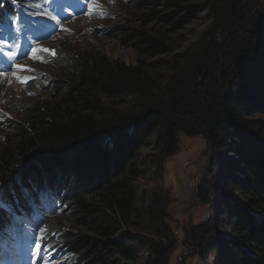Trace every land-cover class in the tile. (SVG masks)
Returning a JSON list of instances; mask_svg holds the SVG:
<instances>
[{
  "label": "trees",
  "instance_id": "trees-1",
  "mask_svg": "<svg viewBox=\"0 0 264 264\" xmlns=\"http://www.w3.org/2000/svg\"><path fill=\"white\" fill-rule=\"evenodd\" d=\"M249 1L134 0L156 22L121 36L139 54L136 63L84 48L51 56L56 92L19 102L24 115L6 117L0 133L8 205L0 230L6 212L33 215L40 234L50 217L70 215L84 232L69 240L79 254L64 258L67 264H170L178 244L169 224L172 198L162 186L140 196L142 150L153 143L158 151L162 184L179 134L203 135L213 166L225 163L224 191L239 194H222L218 205L227 211L233 248L226 262L264 264V8L252 11ZM13 8L0 0V16ZM202 11L211 20L203 36L170 60L153 61L172 52L169 32ZM116 98L125 100L115 105ZM198 194L207 204V192ZM49 204L53 211L37 220ZM196 230L214 234L212 247L222 250L218 229Z\"/></svg>",
  "mask_w": 264,
  "mask_h": 264
},
{
  "label": "rangeland",
  "instance_id": "rangeland-1",
  "mask_svg": "<svg viewBox=\"0 0 264 264\" xmlns=\"http://www.w3.org/2000/svg\"><path fill=\"white\" fill-rule=\"evenodd\" d=\"M249 3L252 11L264 8L262 5L264 0H250ZM146 13V9L136 5L134 0H88L82 12L71 16L54 33L49 32L51 35L35 43L25 57H12L11 67L0 71V133L7 130L6 117L24 115L19 102H37L43 99V96L56 92L54 79L59 73L53 69L50 58L57 56L59 51L84 48L105 53L110 58L120 59L126 63H136L140 58L139 54L129 42L122 41L121 36H125L126 32L132 29H148L155 26L156 22H149L146 19ZM210 22L208 12L202 11L192 16L183 27L170 31L169 42L172 52L153 61L170 60L175 53L191 47L203 36ZM40 24L43 25V22L40 21ZM170 27L168 25L167 29ZM0 45L7 55L10 52L7 50V45L1 42ZM33 49L50 51L33 52ZM51 50L55 51V55H52ZM16 65H21L23 68L18 69ZM159 70L161 68L157 71ZM24 77L31 79L21 82ZM124 100L125 98H116L111 102L120 105ZM179 141L178 153L168 157L164 163L163 185L159 183V176L154 167L158 151L154 150L153 143L142 150L144 157L142 162L145 165H142V175L137 180L142 192L140 196L143 192L161 186L171 195L172 201L168 208L169 224L178 238V244L171 255L170 264H217L218 256L222 264H227L226 258L233 248L229 243L231 240L226 223L227 211L218 206L222 194L227 195L228 192L223 189L226 180L224 175L226 171L223 169L225 163L223 162L220 167L213 166L211 153L203 135L187 136L180 133ZM0 186L5 196L7 191L4 185L0 184ZM201 189L208 194L207 204L200 200L198 193ZM228 195L231 198L239 194L232 191L228 192ZM50 218L46 220L48 226L45 225L43 233L37 237L38 243L43 245L46 251L44 260L42 259L39 264H67V260L79 254V251L71 249L69 240L72 239L73 233L79 235L84 229L72 220L70 215L57 217L56 221ZM205 225H212V229H218L222 233L216 235L222 238L218 241L220 247L223 246L222 250L213 249L212 246L216 242L214 234L199 235L196 229ZM14 227H18V222L12 225V228ZM19 227L22 226L19 224ZM10 232L18 233L12 229ZM1 233L3 232L0 230ZM4 242L6 241L0 244V250L4 247ZM16 245L17 240L13 243V247ZM73 246L75 248L74 242ZM57 254L61 257L58 258ZM64 258L69 259L64 260Z\"/></svg>",
  "mask_w": 264,
  "mask_h": 264
},
{
  "label": "snow or ice",
  "instance_id": "snow-or-ice-1",
  "mask_svg": "<svg viewBox=\"0 0 264 264\" xmlns=\"http://www.w3.org/2000/svg\"><path fill=\"white\" fill-rule=\"evenodd\" d=\"M52 19H56V17H52ZM2 47L3 46L0 45V51H2ZM36 51H45V52H48L50 50L49 49H33V52H36ZM51 52H52V55H55V51L54 50H51ZM7 56L9 58H12V57L15 56V53H13V52L10 51V52L7 53ZM33 58H35V56ZM16 67L18 69H22L23 68V66H21V65H16ZM28 71H34V70L33 69H28ZM28 79H31V77H24L21 82H26ZM29 94L31 95L32 93H29ZM6 207H8V205H7V202L4 199L3 188H2V186H0V211L4 210ZM40 251H41L40 243H36V245H35V252H36V254L39 255Z\"/></svg>",
  "mask_w": 264,
  "mask_h": 264
},
{
  "label": "bare ground",
  "instance_id": "bare-ground-1",
  "mask_svg": "<svg viewBox=\"0 0 264 264\" xmlns=\"http://www.w3.org/2000/svg\"><path fill=\"white\" fill-rule=\"evenodd\" d=\"M14 66H15V64H14ZM35 216L37 217V220H42V218H41V216H40V213L36 214ZM30 218H31V219H34L35 217H34L33 215H31ZM31 219H29V218H25V216H24L23 218L21 217V220H24V221H28V220H31ZM37 220H35V221H37ZM14 221H16V220H14ZM14 221H13V222H14ZM37 222H39V221H37ZM43 224H44V223H43ZM43 228H45V226H44ZM15 240H16V239H10L9 241H7V245L5 246V249L14 248V247H13V243L15 242ZM20 246H21V241L19 242V241L17 240V245H16L15 247H20ZM41 260H42V259H41ZM41 260H37L34 264H39V263L41 262Z\"/></svg>",
  "mask_w": 264,
  "mask_h": 264
},
{
  "label": "water",
  "instance_id": "water-1",
  "mask_svg": "<svg viewBox=\"0 0 264 264\" xmlns=\"http://www.w3.org/2000/svg\"><path fill=\"white\" fill-rule=\"evenodd\" d=\"M206 143L208 144V141H207V139H206Z\"/></svg>",
  "mask_w": 264,
  "mask_h": 264
}]
</instances>
